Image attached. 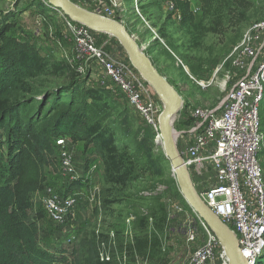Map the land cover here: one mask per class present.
I'll list each match as a JSON object with an SVG mask.
<instances>
[{"label":"rangeland","instance_id":"rangeland-1","mask_svg":"<svg viewBox=\"0 0 264 264\" xmlns=\"http://www.w3.org/2000/svg\"><path fill=\"white\" fill-rule=\"evenodd\" d=\"M47 1L0 0V29L6 20L14 39L33 47L52 65H69L55 73L48 68L47 74L29 81L30 92L14 98L27 103L33 113L43 95L57 93V99H67L64 89L70 84L100 91L115 145L127 149L136 171L134 179L124 185L107 184L95 149L87 141L70 139L76 174L84 172L77 184L70 183L59 164L56 140L63 136L52 139V155L44 162L26 148L28 138L20 140L13 153L18 159L12 186L15 192L28 185L36 189L30 193L34 205L27 221L34 222L40 246L48 249L56 264H187L204 243L205 224L188 206L163 147L154 143L159 130L146 124L122 95L99 84V67L93 62L86 67L84 60L75 59L74 44L65 34L61 15L49 9ZM127 7L122 26L180 98L171 120L177 147L180 132L193 126L188 109L219 106L239 78L232 67L240 56L238 46L247 28L264 20V0H137ZM96 39L106 49L111 44L123 50L107 33L98 32ZM155 96L158 121L163 103ZM260 119L264 134V100ZM0 150L4 155L11 151L4 143ZM259 160L264 172V143ZM93 166L96 169L89 172ZM47 186L60 193L83 194L71 213L72 232L64 239L41 209L42 191ZM189 233L196 236L194 241H188ZM256 264H264V254Z\"/></svg>","mask_w":264,"mask_h":264},{"label":"built area","instance_id":"built-area-1","mask_svg":"<svg viewBox=\"0 0 264 264\" xmlns=\"http://www.w3.org/2000/svg\"><path fill=\"white\" fill-rule=\"evenodd\" d=\"M75 1L74 4L93 7L91 12L121 25L128 3H137V0ZM170 4L173 6V2ZM46 6L57 11L47 3ZM57 12L66 36L72 38L75 59L84 60L86 67L91 62L99 67V84L122 95L141 119L158 132L156 94L124 57L125 52L113 47L104 49L98 45V32ZM238 49L240 56L232 67L240 73L239 78L219 106L188 109L193 126L180 132L177 150L202 202L233 232L247 264H256L264 251V172L259 160L264 143L260 119V104L264 100V20L247 28ZM79 69L83 70V66L79 65ZM56 143L60 148L62 176L70 183L80 180L84 172L76 174L69 153L70 139L60 137ZM95 169L93 166L89 172ZM81 196L80 191L60 193L51 186L42 191L41 207L50 222L60 229L62 239L72 232L71 213ZM203 227L204 243L192 253L187 264H229L218 238ZM188 236V241L196 239L193 233Z\"/></svg>","mask_w":264,"mask_h":264},{"label":"trees","instance_id":"trees-1","mask_svg":"<svg viewBox=\"0 0 264 264\" xmlns=\"http://www.w3.org/2000/svg\"><path fill=\"white\" fill-rule=\"evenodd\" d=\"M3 24L0 29V148L4 143L11 151L4 155L0 150V264H56L48 249L40 246L34 222L27 221L34 205L30 193L35 192V187L28 185L15 192L12 186L18 159L13 156L17 143L28 138V143L24 141L26 148L44 162L52 155L54 138L87 141L101 158L103 180L110 185H124L133 180L136 167L127 149L115 145L114 134L106 124L108 109L100 91L74 88L70 84L64 89L67 99L62 96L57 99V93L46 98L43 95L38 110L33 113L27 103L14 98L18 93L30 92L29 81L47 74L48 68L55 73L68 64H50L33 47L13 38L11 25L6 20ZM263 254L264 251L260 258Z\"/></svg>","mask_w":264,"mask_h":264},{"label":"water","instance_id":"water-1","mask_svg":"<svg viewBox=\"0 0 264 264\" xmlns=\"http://www.w3.org/2000/svg\"><path fill=\"white\" fill-rule=\"evenodd\" d=\"M47 5L74 22L82 24L95 32L107 33L117 40L130 64L153 88L163 103V109L158 118L159 137L162 141L165 157L171 166L188 206L218 238L229 259V264H247L238 248L237 239L233 232L200 199L177 150L171 124L172 117L180 107V98L177 93L158 73L148 57L137 46L132 36L128 34L121 24L86 10L70 0H48Z\"/></svg>","mask_w":264,"mask_h":264},{"label":"bare ground","instance_id":"bare-ground-1","mask_svg":"<svg viewBox=\"0 0 264 264\" xmlns=\"http://www.w3.org/2000/svg\"><path fill=\"white\" fill-rule=\"evenodd\" d=\"M154 143H156V144L162 146V141H161V138L159 137V134L157 135V137H156Z\"/></svg>","mask_w":264,"mask_h":264},{"label":"crops","instance_id":"crops-1","mask_svg":"<svg viewBox=\"0 0 264 264\" xmlns=\"http://www.w3.org/2000/svg\"><path fill=\"white\" fill-rule=\"evenodd\" d=\"M109 44H110V43H109ZM109 46H110V47H113V48H115V49L118 50V47H116V46H113V45H111V44H110ZM106 47H107V46H106ZM104 49H106V48H104ZM107 49H109V48H107ZM107 49H106V50H107Z\"/></svg>","mask_w":264,"mask_h":264}]
</instances>
